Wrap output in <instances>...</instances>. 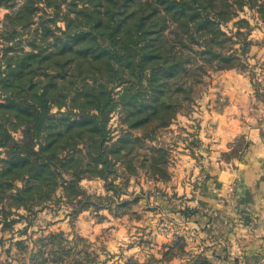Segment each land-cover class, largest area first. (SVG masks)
<instances>
[{
    "label": "trees",
    "instance_id": "16d2710c",
    "mask_svg": "<svg viewBox=\"0 0 264 264\" xmlns=\"http://www.w3.org/2000/svg\"><path fill=\"white\" fill-rule=\"evenodd\" d=\"M9 1L0 0V5H10ZM245 9L256 13L264 22V0H22L12 18L23 17L24 25H30L40 10L42 34L36 46L38 50L15 56L13 67L8 65L5 72L0 70V92H3L0 148L4 154L0 159V203L31 211L37 197L45 201L59 192V200L68 205L73 218L89 208L110 211L109 203L117 196V186L107 183L105 190L112 194L95 196L79 183L83 179H104V171L112 166L108 156L111 148L105 144L111 111L120 105L126 112L128 129L142 128L149 122L155 126V122L167 125L173 118L170 114L173 103L159 99L155 95L158 89L146 98L141 96L139 88L133 93L132 86L141 85L137 83V70H148L144 74L148 88H153L150 82L159 77V72L178 76L184 99L189 100L192 86L202 74L234 69L240 61L238 56L246 54L251 44L248 21L235 22V32L221 28ZM49 10L52 12L47 13ZM56 20L65 25L63 30L55 28L59 35L50 28ZM241 24L246 25L243 31ZM47 35L52 37L53 44L45 48L49 49L45 54ZM236 44L238 48H234ZM79 53L82 56L76 58ZM53 54L74 63V70L87 65L92 79L68 96L70 106L66 112H60L66 104L65 98L60 100L65 97L62 90L56 92L46 84L38 89L33 82L27 85L14 82L15 77L36 73L39 63ZM124 74L134 77L135 83L129 82L121 96L114 98L113 86L123 82ZM191 80L193 85L189 83ZM52 106L57 108L56 113L51 112ZM73 109L78 113L70 121ZM9 119H14V129L20 127L19 139L9 133L5 125ZM57 121H62L66 129L54 135L50 128ZM144 129L147 126L141 129L144 131L141 136H133L127 130L110 142L113 153L129 151L128 143L135 141L141 147L145 145ZM80 136L90 145L81 150L75 142L66 149L69 139ZM149 152V168L161 177L166 173V151L163 147L149 146ZM124 169L133 171L134 166L129 162ZM195 260L199 264H214L199 254ZM128 263L152 264L137 263L132 258Z\"/></svg>",
    "mask_w": 264,
    "mask_h": 264
},
{
    "label": "rangeland",
    "instance_id": "374dc122",
    "mask_svg": "<svg viewBox=\"0 0 264 264\" xmlns=\"http://www.w3.org/2000/svg\"><path fill=\"white\" fill-rule=\"evenodd\" d=\"M9 4L8 7L0 5V70L4 72L8 65L13 67L15 56L36 50L42 34V24L38 18L41 15L40 10L30 25H24L21 19L23 17L12 18L14 12L20 8L22 0H11ZM65 4L66 2L62 3V6ZM50 12L52 11H47ZM240 19L247 20L251 28L248 35L251 44L246 54L238 56L240 61L234 69L209 70L194 85L191 80L189 83L193 86L187 101L184 99L182 81L178 76L170 77L159 72V77L152 78L150 82L153 88H148L144 76L145 72L148 74V70H137V83L141 85L134 84L133 93L139 88L141 96L146 98L153 96V90L158 89L159 93L155 95L159 99L173 103L170 109L173 118L167 121V125L157 122L156 126L150 122L146 124L147 132L144 129L146 137L143 141L145 145L139 146L138 141L128 143L127 146L131 149L118 155L113 153L110 142L127 130L133 136H141L144 133L141 129L145 126L128 129L129 121L120 105L115 111H111L106 125L105 144L111 148L108 149L111 150L108 151V156L112 166L104 171V179H83L79 183L89 194L95 196L112 194L105 190L107 183L117 186V196L109 203L110 211L106 208H89L73 218L68 205L59 200V192L45 201H39L37 197L31 204V211L22 207L15 208L13 204L0 203V264H126L130 258L137 263L199 264L195 260L196 256L199 254L206 257V237L202 236L204 231L191 219L194 213L184 207L182 196L171 194L170 188L175 187L172 176L183 149L195 145L194 133L200 120L208 115L210 109H220L222 101L219 94L223 93L224 88L217 93L215 91L216 87L220 88V75L229 71L245 75L253 84L256 101L264 104V22L256 13L245 9L221 28L228 33L235 32V22ZM240 26L242 31L245 30V24ZM50 28L54 31L55 28L63 30L65 25L63 21L56 20ZM55 32L60 34V31ZM46 39L48 45L43 46L45 54L49 52L45 48L53 44L50 35ZM234 48H238V45ZM51 50L57 52L53 47ZM80 55L81 53L76 58ZM73 64L53 54L48 60L39 63L36 73L15 77L14 82L25 85L33 82L38 89L46 84L56 92L62 90L65 97L60 100L65 98L66 104L60 108V112H66L70 106L68 96L76 88L92 82L87 65L74 70ZM122 81L113 86L114 98L121 96L123 88L129 82L135 83L134 77H129L128 74H124ZM2 94L0 92V100ZM57 111L55 106L51 107L52 113ZM76 113L78 112L75 109L70 112V121L75 118ZM5 125L13 138H20V127L14 129V119L7 120ZM65 129V124L57 121L52 123L50 131L56 135ZM82 138L83 136L69 139L66 149L76 142V147L84 150L90 143ZM149 146L163 147L166 151V173L161 177L155 176L149 168ZM243 146L244 141L240 139L233 155ZM3 157V149L0 148V159ZM224 158L229 159V155ZM129 162L134 166L133 171L124 169ZM16 185L20 183L17 182ZM104 203L108 204L106 200ZM119 203H123L122 206L118 207Z\"/></svg>",
    "mask_w": 264,
    "mask_h": 264
},
{
    "label": "crops",
    "instance_id": "0c3cea01",
    "mask_svg": "<svg viewBox=\"0 0 264 264\" xmlns=\"http://www.w3.org/2000/svg\"><path fill=\"white\" fill-rule=\"evenodd\" d=\"M219 81L220 109L195 128L170 193L194 212L213 263L264 264V104L245 75L229 71ZM240 139L244 146L233 155Z\"/></svg>",
    "mask_w": 264,
    "mask_h": 264
}]
</instances>
